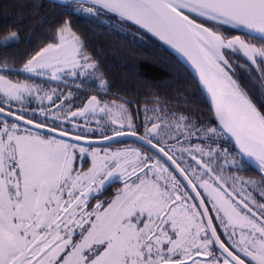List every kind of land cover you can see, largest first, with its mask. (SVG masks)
I'll return each mask as SVG.
<instances>
[{"label": "snow or ice", "instance_id": "1", "mask_svg": "<svg viewBox=\"0 0 264 264\" xmlns=\"http://www.w3.org/2000/svg\"><path fill=\"white\" fill-rule=\"evenodd\" d=\"M53 6L65 15L103 10L159 38L199 74L213 118L194 121L160 97L145 99L142 122L120 98L91 95L73 108L71 93L2 74L12 69L0 57V264H264V0ZM19 39L8 32L0 49ZM228 52L248 62L247 85L234 78ZM66 69L99 71L68 19L18 71L59 80ZM34 96L50 105L39 118L12 110ZM125 136L139 146H92ZM252 166L259 180L237 174ZM113 181L123 187L100 201Z\"/></svg>", "mask_w": 264, "mask_h": 264}, {"label": "trees", "instance_id": "2", "mask_svg": "<svg viewBox=\"0 0 264 264\" xmlns=\"http://www.w3.org/2000/svg\"><path fill=\"white\" fill-rule=\"evenodd\" d=\"M63 3L0 0V29H24L25 33L32 30L42 35L53 34L54 37L55 29L68 19L74 31L81 36L87 52L96 60L99 67L96 73L109 76L111 89L121 94H159L180 107H188L192 112L201 109L203 123L213 118L212 109L197 79L163 42L137 25L121 21L103 10L97 16L84 12L65 15L60 7L53 6ZM226 55L235 70L234 78L247 85V72L241 67L248 63L246 59L242 54L228 52ZM253 98L255 100V96ZM255 102L260 106L259 100Z\"/></svg>", "mask_w": 264, "mask_h": 264}, {"label": "flooded vegetation", "instance_id": "3", "mask_svg": "<svg viewBox=\"0 0 264 264\" xmlns=\"http://www.w3.org/2000/svg\"><path fill=\"white\" fill-rule=\"evenodd\" d=\"M10 29H0V37L7 35L8 32H10ZM16 31V30H12ZM21 32V30H20ZM50 36V35H48ZM53 40V37L51 36L46 40V42L39 43V45L36 48L28 50V46L31 44H36L35 37L32 41H25L22 42L21 39H19V42L14 47H10L8 49H0V57L7 56L9 66L12 69L11 72L5 71L2 74H6L9 76L10 79L13 80H23V79H30L31 82L34 84L40 85L44 90L49 89H56V94H64L67 95L68 93H71V103L73 108L76 105H79L83 102H86V97H89L91 95H97L100 97H103L107 100H112L116 98H120L121 101H129V108L133 110V112H139L137 116V121L142 122L144 120V113H143V107H144V101L146 98L149 97H160L162 101L166 102L167 107L169 111H176V112H182L185 115L191 116V118L194 121H198L203 123V114L201 109H199L198 112H192L188 107H180L176 104V102H173L171 100H166L164 97L160 96L159 94H153V95H146V94H140L136 95L134 93H127V94H121L116 90L111 89L112 83L108 81L109 76L105 74L100 73H92L91 70L89 72L85 73L84 75H79V70H77L78 74L76 76H72L69 74L70 70L66 69L63 73L60 74L61 78L59 80H50L48 76H29L27 73L19 72L18 70L22 68L23 62L26 59L28 55L33 53L36 49L41 47L44 44H47L48 42H51ZM239 54V53H237ZM103 75L104 79L108 82L107 85L104 88L100 87L99 82V76ZM40 95H43L41 93ZM136 95V96H135ZM255 96V95H254ZM2 99V97H0ZM55 99V97H54ZM61 99H63V96H61ZM61 101L56 100V104H59ZM65 107L68 105V101H64ZM50 107L49 101L47 99L43 100L41 102L38 98L30 97L26 100V102L23 105H20L18 103L12 104V110L17 111L20 107H24L27 110V116H31V112L33 109L37 110V116L39 118V108L40 107ZM52 107V111H56V108L54 106ZM151 115V113H149ZM197 118V119H196ZM42 119V118H40ZM197 121V122H198ZM80 123H83V120H79ZM49 123L51 124L52 121L50 120ZM23 124V123H21ZM67 127H71V125H65ZM94 126V125H93ZM143 129H141L142 131ZM46 133V131H45ZM98 135V134H97ZM198 140H193V143H198ZM222 145L225 147L231 148V142H225L221 141ZM94 147H109L110 149H117V148H124V147H137L139 146L138 142L132 138L129 137H120L116 140L110 141L109 143L105 144H94L92 145ZM220 163H223V160L220 161ZM88 165H85L87 167ZM233 172H235V169H232ZM240 176H243L245 178H252L259 180L260 175L254 170V166L248 168L245 171H240L237 173ZM123 187L122 182L113 181L110 185H107L106 188L102 191V193L99 195L100 201H108L111 200L118 189ZM258 196V193H257ZM97 201L95 199L91 200V204H95Z\"/></svg>", "mask_w": 264, "mask_h": 264}, {"label": "rangeland", "instance_id": "4", "mask_svg": "<svg viewBox=\"0 0 264 264\" xmlns=\"http://www.w3.org/2000/svg\"><path fill=\"white\" fill-rule=\"evenodd\" d=\"M13 2H14V0H13ZM14 5L16 6V5H18V4H15L14 3ZM18 7H19V5H18ZM22 6H20V8H21ZM26 9V8H25ZM11 31L12 30H16L17 32H18V34H19V37H20V39H21V41L22 42H25V41H32L33 40V38L35 37V39H37L36 40V44H31V45H29L28 46V50H30V49H33V48H36L38 45H39V43L41 42V43H43V42H46V40L48 39V38H50L53 34H50V36H48V35H42V34H39V33H37L36 31H32V30H29L28 31V33H25L24 32V29H10ZM20 30H21V32H20ZM23 30V31H22ZM41 30V29H40ZM43 36V37H42ZM126 76H129V75H126Z\"/></svg>", "mask_w": 264, "mask_h": 264}, {"label": "water", "instance_id": "5", "mask_svg": "<svg viewBox=\"0 0 264 264\" xmlns=\"http://www.w3.org/2000/svg\"><path fill=\"white\" fill-rule=\"evenodd\" d=\"M51 1H56V2H65V0H51ZM157 38V37H156ZM157 39H159V38H157ZM161 41V40H160ZM161 42H163V41H161ZM164 43V42H163ZM165 44V43H164ZM167 47H169L178 57H179V59L184 63V65L191 71V73L194 75V77L197 79V81H198V83H199V85H200V87H201V89H202V91H203V93L205 94V96H206V98H207V100H208V102H209V105H210V107H211V103H210V98L208 97V95H207V93H206V91L203 89V87H202V85H201V83H200V81H199V74L196 72V70L191 66V64H190V62H188L187 60H186V58H184L183 56H181L179 53H177L174 49H172L169 45H167V44H165ZM212 109V108H211ZM20 123H23V122H20ZM44 131H46V130H44ZM125 137H129V138H132V139H134L133 137H131V136H125ZM135 140V139H134ZM106 143H109V142H106ZM97 144H101V143H97ZM103 144H105V143H103Z\"/></svg>", "mask_w": 264, "mask_h": 264}]
</instances>
